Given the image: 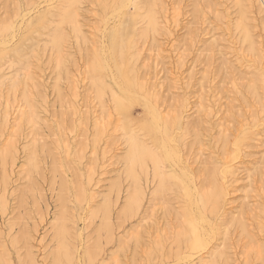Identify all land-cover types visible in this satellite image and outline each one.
Returning a JSON list of instances; mask_svg holds the SVG:
<instances>
[{
	"label": "rangeland",
	"instance_id": "374dc122",
	"mask_svg": "<svg viewBox=\"0 0 264 264\" xmlns=\"http://www.w3.org/2000/svg\"><path fill=\"white\" fill-rule=\"evenodd\" d=\"M0 264H264V0H0Z\"/></svg>",
	"mask_w": 264,
	"mask_h": 264
},
{
	"label": "bare ground",
	"instance_id": "6f19581e",
	"mask_svg": "<svg viewBox=\"0 0 264 264\" xmlns=\"http://www.w3.org/2000/svg\"><path fill=\"white\" fill-rule=\"evenodd\" d=\"M136 147V146H135ZM143 147H145V146H143ZM141 148V147H140ZM144 149V148H143ZM148 150V149H147ZM134 151H135V149H134ZM138 151V150H137ZM140 151H141V149H140ZM148 151H150V150H148ZM139 152V151H138ZM135 153V152H134ZM140 153V152H139ZM136 154V153H135ZM135 154L133 155V157L135 156ZM143 154H144V152H143ZM152 154V153H151ZM137 155V154H136ZM141 155H142V153H141ZM145 155V154H144ZM140 156V155H139ZM143 156V155H142ZM148 156H150V155H148ZM140 158V157H139ZM142 158V157H141ZM143 158H145V156L143 157ZM142 158V159H143ZM136 159V158H135ZM135 159H133V160H135ZM137 161V160H136ZM141 161V160H140ZM155 162V161H154ZM162 178H163V176H162Z\"/></svg>",
	"mask_w": 264,
	"mask_h": 264
}]
</instances>
